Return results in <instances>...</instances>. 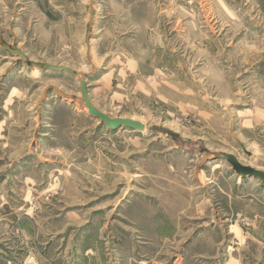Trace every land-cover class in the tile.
Segmentation results:
<instances>
[{
  "label": "rangeland",
  "instance_id": "374dc122",
  "mask_svg": "<svg viewBox=\"0 0 264 264\" xmlns=\"http://www.w3.org/2000/svg\"><path fill=\"white\" fill-rule=\"evenodd\" d=\"M0 26L32 64L0 45V264H264V186L215 156L264 172V0H0Z\"/></svg>",
  "mask_w": 264,
  "mask_h": 264
},
{
  "label": "water",
  "instance_id": "95a60500",
  "mask_svg": "<svg viewBox=\"0 0 264 264\" xmlns=\"http://www.w3.org/2000/svg\"><path fill=\"white\" fill-rule=\"evenodd\" d=\"M0 45L5 51L10 53L11 55L20 57L23 62L28 64V66L32 65L31 62H29V58L22 50L13 48L11 45L2 41L1 26H0ZM42 68L58 71L61 73H69L71 75H76V72L68 67L46 64ZM80 86H81L82 100L84 102L85 107L88 108L89 114L92 118L100 119L102 124L107 126L110 130H114V131H117L121 128H126L134 131L145 130V126L138 121H133L127 118H112L107 114L103 113L102 111L98 110L91 102V99L89 97L90 96L89 87L85 79L83 78L80 79ZM240 145L245 150V146L243 144ZM215 156L222 160L227 161L233 167L234 171L242 178L245 179L248 177H255L257 179H260L262 185L264 186L263 171H259L251 167L244 166L243 164L240 163L239 159H237L234 155L231 154L219 153L216 154Z\"/></svg>",
  "mask_w": 264,
  "mask_h": 264
},
{
  "label": "bare ground",
  "instance_id": "6f19581e",
  "mask_svg": "<svg viewBox=\"0 0 264 264\" xmlns=\"http://www.w3.org/2000/svg\"><path fill=\"white\" fill-rule=\"evenodd\" d=\"M12 56H14V55H12ZM14 57H17L18 59H21L20 57H18V56H14ZM80 79L81 78H79V82H80ZM87 82V81H86ZM80 88H81V86H80ZM90 97V96H89ZM85 111L89 114V110H88V108H86L85 107ZM90 115V114H89ZM98 120H100V119H98ZM131 120H133V121H135L134 119H131ZM101 121V120H100ZM144 125V124H143ZM145 126V125H144ZM107 127V126H106ZM108 128V127H107ZM109 129V128H108ZM145 129H146V127H145ZM140 132H142V131H140ZM246 153H249V152H247V150H244ZM217 167H219L218 165H216L215 166V168H217Z\"/></svg>",
  "mask_w": 264,
  "mask_h": 264
}]
</instances>
